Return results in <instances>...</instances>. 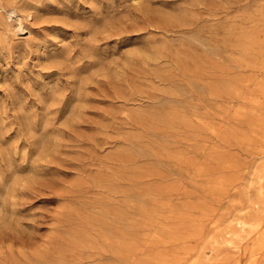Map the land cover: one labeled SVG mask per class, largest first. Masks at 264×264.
<instances>
[{"label": "rangeland", "instance_id": "374dc122", "mask_svg": "<svg viewBox=\"0 0 264 264\" xmlns=\"http://www.w3.org/2000/svg\"><path fill=\"white\" fill-rule=\"evenodd\" d=\"M0 211V264H264V0H0Z\"/></svg>", "mask_w": 264, "mask_h": 264}, {"label": "bare ground", "instance_id": "6f19581e", "mask_svg": "<svg viewBox=\"0 0 264 264\" xmlns=\"http://www.w3.org/2000/svg\"><path fill=\"white\" fill-rule=\"evenodd\" d=\"M9 13V12H8ZM13 13V12H12ZM15 14V13H14ZM17 17V16H16ZM20 17V15L18 16V18ZM31 18V17H30ZM19 27V26H18ZM62 28V27H61ZM22 29L23 28H21L20 30H21V33H22ZM18 33V32H17ZM45 39V38H44ZM49 39V38H48ZM151 50V49H150ZM157 51V50H156ZM35 52V51H34ZM153 52V51H152ZM160 54V53H159ZM157 55V54H156ZM37 56V55H36ZM10 70V69H9ZM24 114V113H23ZM43 157V156H42ZM34 164V163H33ZM15 203V202H14ZM1 212V211H0ZM2 213V212H1ZM252 226V225H251Z\"/></svg>", "mask_w": 264, "mask_h": 264}]
</instances>
